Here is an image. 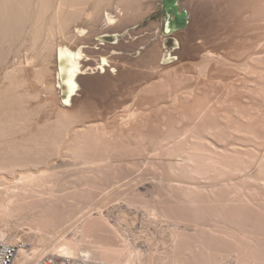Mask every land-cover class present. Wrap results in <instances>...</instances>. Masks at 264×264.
<instances>
[{"label":"bare ground","instance_id":"bare-ground-1","mask_svg":"<svg viewBox=\"0 0 264 264\" xmlns=\"http://www.w3.org/2000/svg\"><path fill=\"white\" fill-rule=\"evenodd\" d=\"M140 1L0 0V243L20 242L13 264L44 255L106 264H264V193L258 191L264 189V159L213 144L206 134L214 127L202 126V117L195 116L181 131L174 128L177 133L158 127L160 134L146 139L149 145L138 136L130 147L135 155L149 157L125 160V166L150 167L161 192L140 197L123 194L122 186L120 192L107 186L101 197L95 193L104 185L101 175L108 174L100 172L108 156L103 155L113 148L107 139L111 131L100 122L80 123L81 111L69 108L79 94L80 76L111 66L105 53L90 62L84 42L78 41L101 23L112 26L136 13ZM176 14L184 27L188 12ZM175 49L163 50L160 63L177 59ZM258 58L263 60L264 53ZM29 81L47 95L40 105L54 107L41 124L25 104L41 91L28 90ZM58 157L63 163L55 162ZM111 159V169L119 168L122 160L115 158L113 165ZM67 165L78 172L72 186L58 181L64 176L57 167ZM172 203L176 208L167 206ZM57 204L68 209L63 217Z\"/></svg>","mask_w":264,"mask_h":264},{"label":"rangeland","instance_id":"rangeland-1","mask_svg":"<svg viewBox=\"0 0 264 264\" xmlns=\"http://www.w3.org/2000/svg\"><path fill=\"white\" fill-rule=\"evenodd\" d=\"M138 7L136 13L133 10L134 14L120 18L115 25L102 27L101 23L99 28L89 29L88 36L78 41L84 42L91 57L90 62L105 53L109 55L111 66H104L106 71L103 73L95 70L94 73L81 75L78 79L79 94L69 108L81 111L83 119L80 123L100 122L111 131L107 139L112 142L108 144L114 143L113 148L109 147L108 150L112 155L103 151L107 152L103 156H108L103 157L105 160L101 166L106 170L103 168L105 171L102 169L100 172L108 174L105 175L107 177L103 175L104 178L101 175L99 182L104 179V185H100L102 189L95 193L101 197V190L107 186L108 190L116 187L119 192L121 188L118 187L122 186L123 194L138 193L137 196L142 195L140 197L151 195L152 191L161 192V188L154 185L152 176L155 173L150 167L147 166L149 169L145 170L144 166L136 165L130 170L123 161L133 160L135 163L136 159L139 162V159L149 157L148 154L135 155L130 148L136 137L149 139L157 136L161 128L164 133V128L167 131L173 129L172 132L182 130L189 126L195 116L202 117V126L214 127L206 134L213 144L227 149L236 147L264 159V59H257L264 53V0H142ZM180 9L188 12V22L184 27L176 22V13ZM168 20V27L164 31V23ZM82 21H79V25H82ZM103 41H106L105 44H102ZM172 46L176 48L171 51L172 55L177 59L171 60L170 64H161L163 50ZM112 67L116 71H111ZM30 72L27 71L28 76H31ZM164 74L167 76L162 77ZM160 83L165 84L161 86ZM36 86L29 81L27 88L31 90ZM40 90L38 98H26L25 104L34 110L35 119L41 124L45 116L53 115L51 110L54 111V107L40 105L47 96L44 90ZM146 141L147 145L149 141ZM103 152L98 154L99 158ZM111 158L122 160V163L118 162L119 168L115 166L111 169ZM63 159L58 157L55 162L63 163ZM117 159L113 165H116ZM59 168L60 178H66L59 182L68 185L66 182L70 184V181H76L78 172L75 166L68 168L73 170L63 167L66 173ZM115 168L118 171L113 172ZM65 174H69V178ZM114 174L118 176L113 177ZM56 176L59 179L58 173ZM258 191L264 193L262 188H258ZM143 192L144 196L141 194ZM63 200L66 198L63 197ZM171 205L174 208L177 206L173 203L167 206L173 208ZM57 207L63 217V210L68 209L62 204H57Z\"/></svg>","mask_w":264,"mask_h":264},{"label":"built area","instance_id":"built-area-1","mask_svg":"<svg viewBox=\"0 0 264 264\" xmlns=\"http://www.w3.org/2000/svg\"><path fill=\"white\" fill-rule=\"evenodd\" d=\"M24 244V243H22ZM24 247H28L26 242ZM20 242L0 243V264H13L20 249ZM28 264H106L97 260L84 258L58 257L55 255H44Z\"/></svg>","mask_w":264,"mask_h":264}]
</instances>
